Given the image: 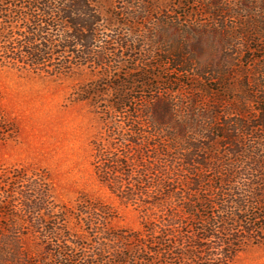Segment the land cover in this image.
<instances>
[{
  "label": "trees",
  "instance_id": "1",
  "mask_svg": "<svg viewBox=\"0 0 264 264\" xmlns=\"http://www.w3.org/2000/svg\"><path fill=\"white\" fill-rule=\"evenodd\" d=\"M112 1L104 17L97 0H0V65L50 78L99 73V80L76 96L88 101L104 124L92 142L93 171L112 194L139 209L141 228L107 230L93 242L84 234H63L65 215L72 212H55L50 183L13 169L0 174V219L7 222H0V264H230L264 244V73L262 81L247 77L236 90L231 82L238 72L232 67L220 74L203 54L201 61L168 51L164 61L172 69L165 71L189 75L195 68L197 90L214 102L187 99L188 111L181 112L173 91L164 87L170 79L139 60L158 55L154 35L144 36L152 49L147 51L134 32L142 19L157 16L153 5ZM204 11L223 13L218 3ZM126 58L135 62L131 69ZM122 67L123 79L117 72ZM204 80L219 87L198 86ZM255 97L257 115L249 120L246 104ZM138 101L146 104L131 110ZM253 135L255 142L246 144V136ZM78 208L80 216L87 209L104 213L96 205ZM26 233L43 249L41 257L24 252Z\"/></svg>",
  "mask_w": 264,
  "mask_h": 264
},
{
  "label": "rangeland",
  "instance_id": "2",
  "mask_svg": "<svg viewBox=\"0 0 264 264\" xmlns=\"http://www.w3.org/2000/svg\"><path fill=\"white\" fill-rule=\"evenodd\" d=\"M149 1L157 16L142 19L141 25L134 32L139 40L142 38V49L147 51L152 49L145 42L144 36L154 35L157 40L154 46L159 51L150 61L137 59L143 64L150 62L155 66L153 73L170 79L171 84L164 87L173 91L171 98L181 112L188 111V106L186 108L185 105L187 99L196 98L198 102L211 106L214 102L206 92L197 90L198 81L194 76L198 73L195 68L189 75L165 71L167 68L172 69L164 61L168 51L201 61L203 54V60L206 63L209 60L214 62L213 65L220 69V74L225 67H232L238 72L234 73L231 82L236 90L238 84L247 77L262 81L264 0ZM212 3H218V8L223 13L215 15L204 11V7ZM97 5L100 13L107 17L113 1L97 0ZM247 24L251 26L250 30L246 28ZM127 34L133 35V32L129 30ZM113 48L110 61L115 63L119 60L114 57L117 47ZM132 59L124 60L128 69L135 63ZM201 61L196 62L202 63ZM141 67L139 63L137 68ZM126 71L123 67L117 70L121 79L125 78ZM98 74L84 70L73 77L50 78L0 65V174L7 175L8 171L21 169L22 175L26 177L35 174L43 183H50L57 205L55 212L67 209L72 212L65 215L66 224L61 232L80 237L84 234L92 242L95 236H101L107 230L139 231L141 228L139 209L112 194L96 179L93 171L92 142L103 133L104 124L90 103L86 100L79 101L76 96L83 94V88L98 81ZM182 83L192 86L191 90L181 86ZM201 85L213 90L219 87V83L206 80L198 84ZM108 97L104 96L106 99ZM257 98L246 104L245 118L249 120H254L257 115ZM145 104L135 102L131 110H139ZM225 105L227 107L228 104ZM222 109L225 113L229 112L232 120H240L235 112H230L225 107ZM254 137L255 135L246 136V144L254 143ZM262 141L264 142V135ZM79 205H96L104 213L98 208L96 214L90 213L86 208L87 214L80 216ZM1 221L7 225L2 218ZM56 222L58 228H63L62 222ZM61 232L57 231L58 235ZM23 238L21 243L24 252L32 259L41 257L43 249L37 246L31 235L26 233ZM41 260L47 262L43 254ZM230 264H264V244L247 249Z\"/></svg>",
  "mask_w": 264,
  "mask_h": 264
}]
</instances>
